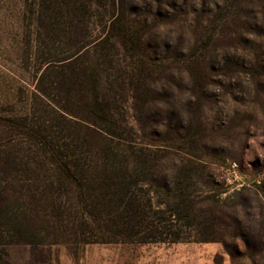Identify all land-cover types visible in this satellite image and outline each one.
Returning a JSON list of instances; mask_svg holds the SVG:
<instances>
[{
	"label": "rangeland",
	"instance_id": "obj_1",
	"mask_svg": "<svg viewBox=\"0 0 264 264\" xmlns=\"http://www.w3.org/2000/svg\"><path fill=\"white\" fill-rule=\"evenodd\" d=\"M35 3L0 0V179L17 177L31 189L39 175L38 183L36 174L24 178L35 162L23 151L37 141L20 124L48 118L36 82L72 52L59 27L38 24ZM92 3L90 41L109 19ZM124 20L126 39L139 41L124 48L117 36L115 64L95 68L103 82L124 81L114 89L122 109L112 114L125 132L102 141H130L133 150L111 144L122 159L150 151L149 188L137 197L154 204L147 221L180 240L84 244L116 235L89 224L101 216L80 218L69 191L60 212L35 203L23 238L0 222V264H264V0H129ZM82 220L90 227L80 231Z\"/></svg>",
	"mask_w": 264,
	"mask_h": 264
},
{
	"label": "trees",
	"instance_id": "obj_2",
	"mask_svg": "<svg viewBox=\"0 0 264 264\" xmlns=\"http://www.w3.org/2000/svg\"><path fill=\"white\" fill-rule=\"evenodd\" d=\"M92 2L36 0L38 24L46 26L51 33L59 27V33L72 52L55 64L46 65L36 82L33 95L36 100L45 102L50 113L48 118L34 126L20 124L29 140L37 141L23 151L27 157L32 156L28 162H35V167L26 163L24 178L31 180L26 174H36L37 178L33 180L38 183L39 175L41 184L35 183L31 189L22 185L17 177L7 181L1 178L0 222L10 225L14 234L23 238L20 228L36 217L38 209L35 203H47L48 207L60 212L61 197L70 191L82 214L80 218L83 214L92 218L101 216V220L94 219L89 224H95L97 230H111L117 236L107 239L102 234L84 244L118 243L120 240L137 243L177 242L180 240L179 233H171L172 238L169 239L158 226L147 221L148 211H152L154 206L151 199L142 201L137 197V191L149 188L146 178L151 159L144 152L150 151L143 148L140 149L142 156L131 155L122 159L118 148L116 151L111 144H125V150H133L130 141H102L107 136L119 138L120 132H125L113 123L112 114V110L119 114L122 109L116 100L115 85L119 86L123 79L118 77L103 82L96 68L100 70L105 62L111 66L115 64L120 46L116 44L117 36H121L124 48H134L139 38L130 41L123 33L124 12L129 0H97L101 7L108 9L109 19L97 39L88 40L92 11L95 9ZM119 25L122 26L120 33L116 32ZM104 88L106 93H102ZM97 92L100 94L97 95ZM47 110L41 112L45 114ZM51 141L57 143L52 144ZM140 176L145 179L140 180ZM3 206L12 210L4 211ZM12 206L17 210L24 206L28 214H18ZM155 207L156 214H163L159 205ZM170 217L169 213V221ZM61 222L63 224V220ZM89 224L82 220L78 229L81 231L84 227H90ZM65 227L58 224L54 231L62 233L61 229ZM121 236L124 238L119 240ZM132 236L138 238L133 239Z\"/></svg>",
	"mask_w": 264,
	"mask_h": 264
},
{
	"label": "built area",
	"instance_id": "obj_3",
	"mask_svg": "<svg viewBox=\"0 0 264 264\" xmlns=\"http://www.w3.org/2000/svg\"><path fill=\"white\" fill-rule=\"evenodd\" d=\"M233 166H235V165H233Z\"/></svg>",
	"mask_w": 264,
	"mask_h": 264
}]
</instances>
